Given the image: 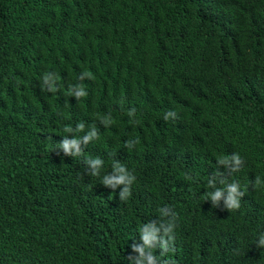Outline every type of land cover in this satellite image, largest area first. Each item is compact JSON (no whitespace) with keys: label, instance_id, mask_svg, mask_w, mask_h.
Wrapping results in <instances>:
<instances>
[{"label":"trees","instance_id":"1","mask_svg":"<svg viewBox=\"0 0 264 264\" xmlns=\"http://www.w3.org/2000/svg\"><path fill=\"white\" fill-rule=\"evenodd\" d=\"M262 238L264 0H0V264H264Z\"/></svg>","mask_w":264,"mask_h":264},{"label":"clouds","instance_id":"2","mask_svg":"<svg viewBox=\"0 0 264 264\" xmlns=\"http://www.w3.org/2000/svg\"><path fill=\"white\" fill-rule=\"evenodd\" d=\"M165 119H167V117H165ZM75 143H76L75 141L71 142V144L68 141H64L63 144L61 145V147H63L65 152L67 153L68 150L70 149V147L74 146ZM235 159H236V163L239 164L240 163L239 156H237ZM120 172L121 173L124 172V168L123 167L120 168ZM133 180H134V177L126 178V175H120L118 179H107V178H105L103 182L105 184H107V185H114V184H120V183H126V184L130 185ZM256 183L259 184V178H257ZM238 187L239 186L236 183H233L229 187V196H228V199L226 201V205H227L228 208H239V206H240L238 198L240 196H242L243 193L238 191ZM128 191H129L128 187H125L124 192L121 194V199H123L124 196L126 194H128ZM220 196H221V192L220 191H217L215 193V195L211 196V199L213 200V203H216L219 200ZM145 240L147 242L148 238L145 237ZM259 245L264 246V238H262L260 240V244ZM165 250H167V248ZM141 255H143L142 250H141ZM148 262H149V264H154L153 258L151 256L148 257Z\"/></svg>","mask_w":264,"mask_h":264}]
</instances>
